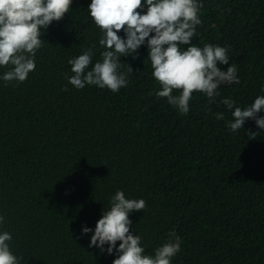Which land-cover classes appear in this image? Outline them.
<instances>
[{"label": "trees", "instance_id": "1", "mask_svg": "<svg viewBox=\"0 0 264 264\" xmlns=\"http://www.w3.org/2000/svg\"><path fill=\"white\" fill-rule=\"evenodd\" d=\"M199 2L192 44L228 48L229 65L218 67L234 63L240 83L222 85L215 103L194 93L186 115L156 95L146 45L121 58L133 73L118 93L68 84L69 59L93 45V64L102 59L91 0H73L45 30L25 82L0 79V233L12 234L21 264H112L115 252L90 248L81 229H95L117 191L146 201L129 216L145 254L175 231L172 264H264V130L248 120L233 132L221 103L244 108L264 96V0Z\"/></svg>", "mask_w": 264, "mask_h": 264}, {"label": "clouds", "instance_id": "2", "mask_svg": "<svg viewBox=\"0 0 264 264\" xmlns=\"http://www.w3.org/2000/svg\"><path fill=\"white\" fill-rule=\"evenodd\" d=\"M72 3L73 0H0V67L9 69L0 77L5 86L14 81L23 83L34 72L36 53L46 43L42 35L54 21L59 22L70 13ZM201 8L199 0H91L88 12L102 34L99 39L104 49L100 53L102 59L93 64L95 45L69 59L72 75L68 84L76 90L95 86L118 93L127 87L128 74L133 73L130 65L121 63V58L137 59L138 50L146 45V59L150 60L152 76L161 89L156 93L158 97L166 98L181 115L190 111L194 93L203 94L209 103H215L222 85H238L240 80L234 63L226 71L218 67L229 65L228 48L192 44L202 23ZM121 32L123 37L119 35ZM124 65L126 72L121 71ZM62 90L67 91V86ZM221 103L232 110L227 127L233 132L241 130L248 120L264 130V117L259 116L264 111V96H257L244 108L235 106L231 98ZM215 118L225 117L216 113ZM146 207L145 200L129 199L123 191H117L95 229L82 226L81 236L92 233L90 248L108 255L115 252L112 264H172L182 245L175 231L168 234L169 238L155 249L154 255H148L141 246V237L131 230L130 214L143 212ZM3 223L4 217L0 216V225ZM12 239L10 232L0 233V264H21L23 260L12 253Z\"/></svg>", "mask_w": 264, "mask_h": 264}]
</instances>
